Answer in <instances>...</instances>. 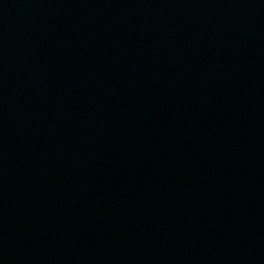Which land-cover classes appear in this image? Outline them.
I'll use <instances>...</instances> for the list:
<instances>
[{
	"label": "water",
	"instance_id": "1",
	"mask_svg": "<svg viewBox=\"0 0 264 264\" xmlns=\"http://www.w3.org/2000/svg\"><path fill=\"white\" fill-rule=\"evenodd\" d=\"M0 264H264V0H0Z\"/></svg>",
	"mask_w": 264,
	"mask_h": 264
}]
</instances>
